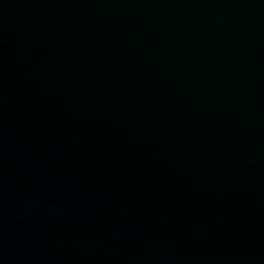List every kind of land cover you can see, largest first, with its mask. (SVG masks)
Instances as JSON below:
<instances>
[{
  "label": "water",
  "instance_id": "obj_1",
  "mask_svg": "<svg viewBox=\"0 0 264 264\" xmlns=\"http://www.w3.org/2000/svg\"><path fill=\"white\" fill-rule=\"evenodd\" d=\"M0 264H264V0H0Z\"/></svg>",
  "mask_w": 264,
  "mask_h": 264
}]
</instances>
